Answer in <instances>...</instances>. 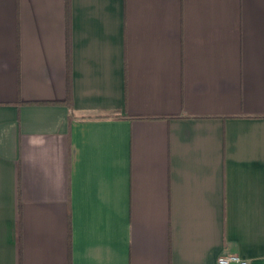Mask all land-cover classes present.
Listing matches in <instances>:
<instances>
[{"label": "crops", "instance_id": "0c3cea01", "mask_svg": "<svg viewBox=\"0 0 264 264\" xmlns=\"http://www.w3.org/2000/svg\"><path fill=\"white\" fill-rule=\"evenodd\" d=\"M264 264V0H0V264Z\"/></svg>", "mask_w": 264, "mask_h": 264}, {"label": "built area", "instance_id": "2783aa9c", "mask_svg": "<svg viewBox=\"0 0 264 264\" xmlns=\"http://www.w3.org/2000/svg\"><path fill=\"white\" fill-rule=\"evenodd\" d=\"M217 264H247V261L237 254H225L217 257Z\"/></svg>", "mask_w": 264, "mask_h": 264}]
</instances>
